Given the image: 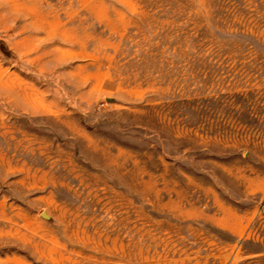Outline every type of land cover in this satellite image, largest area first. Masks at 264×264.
<instances>
[{
    "label": "rangeland",
    "instance_id": "rangeland-1",
    "mask_svg": "<svg viewBox=\"0 0 264 264\" xmlns=\"http://www.w3.org/2000/svg\"><path fill=\"white\" fill-rule=\"evenodd\" d=\"M0 264H264V0H0Z\"/></svg>",
    "mask_w": 264,
    "mask_h": 264
}]
</instances>
